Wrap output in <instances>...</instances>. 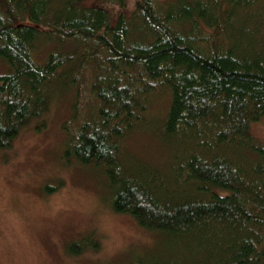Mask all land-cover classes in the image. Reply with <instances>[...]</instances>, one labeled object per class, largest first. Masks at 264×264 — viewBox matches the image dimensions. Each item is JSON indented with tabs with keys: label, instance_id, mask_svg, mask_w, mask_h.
<instances>
[{
	"label": "trees",
	"instance_id": "obj_1",
	"mask_svg": "<svg viewBox=\"0 0 264 264\" xmlns=\"http://www.w3.org/2000/svg\"><path fill=\"white\" fill-rule=\"evenodd\" d=\"M94 3L0 0L9 66L0 73V150L66 85V162L101 171L112 210L165 237L166 255L154 247L125 264H264V144L250 132L264 123V0H137L117 21ZM55 40L64 48H45ZM164 89L166 172L122 155ZM100 244L88 235L67 251Z\"/></svg>",
	"mask_w": 264,
	"mask_h": 264
},
{
	"label": "rangeland",
	"instance_id": "obj_2",
	"mask_svg": "<svg viewBox=\"0 0 264 264\" xmlns=\"http://www.w3.org/2000/svg\"><path fill=\"white\" fill-rule=\"evenodd\" d=\"M136 1L86 0L96 2L114 21L121 14L129 18ZM51 42L46 49L64 48ZM7 67L0 60V73ZM55 95L50 111L26 124L11 148L0 150V264H125L135 254L155 251L154 247L153 256L166 255L164 236L112 210L101 171L66 162L68 137L62 126L72 112L73 92L62 85ZM170 102L167 89L153 97L148 122L123 140L124 158L167 171L173 148L158 133ZM250 132L264 144L263 122L252 124ZM47 186L54 191H47ZM88 235L100 240V249L70 255L67 244Z\"/></svg>",
	"mask_w": 264,
	"mask_h": 264
},
{
	"label": "bare ground",
	"instance_id": "obj_3",
	"mask_svg": "<svg viewBox=\"0 0 264 264\" xmlns=\"http://www.w3.org/2000/svg\"><path fill=\"white\" fill-rule=\"evenodd\" d=\"M48 113V112H47Z\"/></svg>",
	"mask_w": 264,
	"mask_h": 264
}]
</instances>
